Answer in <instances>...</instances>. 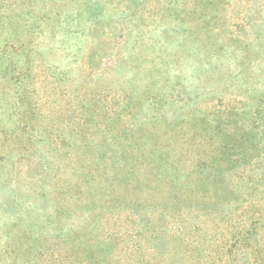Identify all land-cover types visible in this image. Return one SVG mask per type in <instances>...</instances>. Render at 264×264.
Masks as SVG:
<instances>
[{
	"label": "rangeland",
	"instance_id": "1",
	"mask_svg": "<svg viewBox=\"0 0 264 264\" xmlns=\"http://www.w3.org/2000/svg\"><path fill=\"white\" fill-rule=\"evenodd\" d=\"M127 101L112 151L166 156L213 124L231 167L241 148L261 166L264 0H0V264L103 261L101 191L75 145L98 156ZM210 228L180 264H262Z\"/></svg>",
	"mask_w": 264,
	"mask_h": 264
},
{
	"label": "trees",
	"instance_id": "2",
	"mask_svg": "<svg viewBox=\"0 0 264 264\" xmlns=\"http://www.w3.org/2000/svg\"><path fill=\"white\" fill-rule=\"evenodd\" d=\"M131 106L125 102L112 116L98 156L91 146L75 143L74 158L86 156L85 178L101 191L92 204L103 205L100 231L107 236L108 250L101 253L102 262L88 257L74 264H180L178 249L184 256L207 227H212L206 239L212 245L252 248L264 264V131L261 166L245 163L241 148L235 155L237 168L231 167V149L227 144L217 148L213 124L184 133L180 151L171 146L163 151L166 156H157L162 154L157 146L151 151H112L121 140L115 125L129 115Z\"/></svg>",
	"mask_w": 264,
	"mask_h": 264
}]
</instances>
